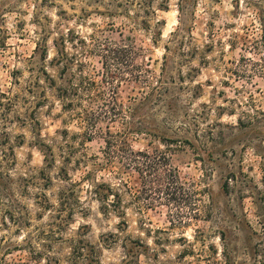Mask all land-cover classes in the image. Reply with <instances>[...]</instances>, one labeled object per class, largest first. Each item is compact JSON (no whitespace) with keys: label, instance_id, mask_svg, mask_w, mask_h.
<instances>
[{"label":"rangeland","instance_id":"obj_1","mask_svg":"<svg viewBox=\"0 0 264 264\" xmlns=\"http://www.w3.org/2000/svg\"><path fill=\"white\" fill-rule=\"evenodd\" d=\"M100 1L0 0V91L32 99L29 113L39 120L44 138L66 127V115L53 90L43 88L46 75L37 73L41 61L36 43L44 28H51L54 33L48 44L53 55L57 31L72 29L85 35L94 26H120L123 17L98 12L105 10ZM153 4L161 20L156 28L161 29L162 38L153 43L145 32L138 35L154 70L160 71L165 44L180 23L192 26L201 50L192 59L193 74H186V87L191 86L195 98L184 97L175 108L177 118L190 123L191 130L168 132L193 144L172 151L171 163L184 183V194L178 192L176 200L165 199L144 214L129 209L125 228L117 216L102 214L98 203L86 200L83 193L85 213L75 214L72 231L65 235L86 233L85 238L101 250V264H264V0H189L183 12L179 0H155ZM177 60L169 62V72L176 77ZM49 70L58 79L56 70ZM32 86L34 98L26 91ZM135 86L123 83L122 97L137 94ZM44 95L48 101L35 107ZM24 104L17 110L25 116ZM11 120L13 138L22 134L24 140L16 148L18 170L39 169L44 157L36 145V129L18 121L17 112ZM69 127L77 129L72 124ZM131 142L136 149L166 148L158 138L144 134L132 137ZM88 145L91 152H97L103 141L96 138ZM228 172L236 176L226 193L222 183ZM136 185L141 189L139 176ZM138 194L142 205L155 197L140 190ZM27 202L33 205V200ZM49 220L47 215L41 222ZM68 253L67 246L60 250L61 264H70Z\"/></svg>","mask_w":264,"mask_h":264},{"label":"trees","instance_id":"obj_2","mask_svg":"<svg viewBox=\"0 0 264 264\" xmlns=\"http://www.w3.org/2000/svg\"><path fill=\"white\" fill-rule=\"evenodd\" d=\"M154 1L101 0L105 10L98 12L123 17L122 24L94 26L85 35L72 29L57 31L52 40L53 55L48 44L53 30L44 28L40 33L36 50L40 51L41 66L37 73L46 75L43 88L53 90L66 115V127L56 136H42L39 120L29 113L31 98L0 91V264H61L59 253L65 246L70 264H101V250L85 238L86 233L65 235L72 231L75 214L85 213L83 193L86 200L98 203L102 214L117 216L120 227L125 228L129 209L144 214L165 199L176 200L178 192L184 194V183L171 163L172 151L193 144L168 132L191 130L190 123L177 118L175 108L184 97L195 98L191 86L186 87V74H193L191 62L201 50L192 26L180 23L165 44L160 71L151 67L152 58L138 34L145 32L153 43L162 38L161 29L156 28L161 20ZM188 1L179 0L180 12ZM176 57L178 77L169 72V62ZM184 66L189 69L185 71ZM50 67L59 74L58 79L51 75ZM125 82H133L137 88V94L128 99L120 93ZM26 91L36 96L34 86ZM44 97L34 106L48 101V96ZM21 102L25 103V116L17 110ZM13 112L23 125L31 123L37 131L36 145L44 157L37 170H18L16 148L24 140L22 134L13 138L9 130ZM159 116L163 118L156 122ZM70 124L77 129L72 130ZM143 134L158 138L166 148L136 149L131 138ZM96 138L103 145L91 152L88 143ZM136 175L141 189L137 188ZM235 176L227 173L222 183L226 193ZM139 190L155 197L142 205ZM27 199L33 200V205ZM47 215L50 220L41 222Z\"/></svg>","mask_w":264,"mask_h":264}]
</instances>
